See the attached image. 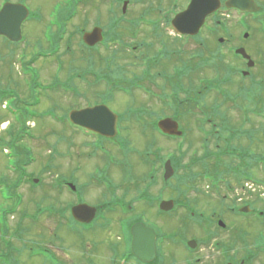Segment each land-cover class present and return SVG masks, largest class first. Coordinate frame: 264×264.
<instances>
[{
	"label": "flooded vegetation",
	"instance_id": "1",
	"mask_svg": "<svg viewBox=\"0 0 264 264\" xmlns=\"http://www.w3.org/2000/svg\"><path fill=\"white\" fill-rule=\"evenodd\" d=\"M27 1L0 0V10L5 4L27 7ZM67 1L54 2L55 20L53 8L46 20L42 15L37 18L39 9L35 10L36 17L30 18L29 14L20 24L18 43L0 36L3 48L21 45H30L29 50L38 48L31 55L22 52L16 55L13 68H5L8 76L0 79V101H21L18 94L23 86L21 78L37 77L34 64L53 58L49 52L53 49L54 28L62 31V42L67 25L78 15L76 8L86 10L90 1L96 7L90 31L99 30L102 41L92 48L85 45L83 35L89 31L80 23V42L87 50H111V68L116 65L112 71V82L116 84L111 86L112 95L119 92L132 96L142 90L152 101L150 105L139 106L121 101L122 110L114 113L104 101L75 109L107 107L115 117V134L111 137L73 124L69 113L75 110L63 115L62 158L67 170L43 185L41 177L27 173L20 167L22 164H17L16 170H24L23 177L15 175L8 193L3 194L7 204L2 210V242L7 240V232L23 229L29 232L30 228L20 226L19 222L13 226L14 230L10 229V223L17 219L16 210L23 206L25 219L32 222L33 229L44 221L45 226L54 228L52 237L61 241L58 251L51 246H33L25 251L28 256L45 255L41 264H264V224L255 229L256 234L249 240L246 230L238 226L247 219L264 222V207H258V202L248 196L243 199L249 192L248 186L262 190L258 196L264 197V182L255 176L264 167V157L257 149L264 145V132L256 131L254 123L249 122H264V0H76L72 18ZM97 2H102L107 17L102 18ZM194 3L195 17L192 21L184 19L187 25L181 27L182 23L175 19ZM64 12H68L66 20L59 17ZM29 23L44 27L40 42L32 44L24 40ZM189 23L195 26L189 27ZM45 46L47 49H43ZM1 52L3 62L7 57ZM122 54L129 56V60L131 55L142 58L140 78L133 73L127 78L129 65L123 70L120 67L124 63L117 65L114 56ZM182 56L188 58L184 64ZM14 69L16 77L11 71ZM200 70L208 78L195 81ZM169 71L171 76L167 75ZM169 90L171 97L165 94ZM165 101H174L177 106L173 118L181 136H168L157 128L158 120L167 117ZM204 101H208L206 106ZM229 107L237 110L239 119L229 117ZM232 121L240 126L235 128ZM134 123L141 126L137 132L140 136L148 133L152 137L151 145L141 154L134 150L128 154L132 148L128 138ZM245 126L250 127L248 131H243ZM253 138V145L246 149L247 141ZM166 143L175 144L168 162L184 172L174 184V197L168 198H164V192L177 177L173 178V171L169 180L164 179L166 161L161 151ZM134 153L138 156L132 161ZM49 167L46 169L53 170ZM184 169H190L187 177ZM35 179L37 183L33 182ZM188 179L204 184L210 192L221 186L228 193L235 190L239 198L232 203L234 206L222 210L199 209L197 196L190 199L183 192L190 187ZM157 185V193L151 194ZM94 187H98L99 194L93 191V199H89L88 191ZM38 188L60 196L61 204L52 203L50 196L44 195L33 201L31 211L27 209L23 202L29 191ZM164 202L170 203L168 210L161 209ZM175 215L185 219L184 226L172 224ZM64 235L72 241L63 240ZM19 248L4 246L0 252L6 261L3 264H18L22 254Z\"/></svg>",
	"mask_w": 264,
	"mask_h": 264
},
{
	"label": "rangeland",
	"instance_id": "2",
	"mask_svg": "<svg viewBox=\"0 0 264 264\" xmlns=\"http://www.w3.org/2000/svg\"><path fill=\"white\" fill-rule=\"evenodd\" d=\"M56 0H28L27 1V7L30 11L38 10L40 11V16L42 15V19H47L48 12L53 8V12L55 10L54 2ZM98 7H100L101 15L104 17L106 10L105 7L102 5V2H97ZM104 7V8H103ZM95 6L94 4L91 5V1L89 2L87 9L83 10L79 7L76 8L78 15L71 21L69 26L67 25L68 31L67 35L65 36V39L61 42L59 41L58 44V52L55 54V56L48 60H38L34 66L36 65L37 71V77L31 78L30 76L27 78V80L23 77L21 78L22 81V87L19 94V99L21 101H16L18 104L17 106L22 107V105L25 103H36V107L34 108L35 111L39 113H45L42 114V116H38V121L31 122L30 119H25L26 125L29 126L30 130L28 131L33 138H25L26 136H21L18 134L20 129L22 128L19 124V120L23 121V118H14L11 113L4 112L3 108L4 106L0 103V150L2 154L0 153V175L4 174L9 176V173H7L4 169L5 168H11L15 164L13 160H10L9 158H6L7 152L4 148H9L11 145V141L16 139L17 143V153L18 157L16 159H23L26 156H31L33 158V161L29 163L27 168L25 170L27 173H31L32 175L36 174L35 177H41L43 179V185L49 184L51 181V177H61L63 172H65L67 169L65 167L66 161L63 160L62 152L64 151V146L62 143V137L61 133L63 131V126L61 123L63 115H66L69 110H75L80 109L82 107L89 105H92L95 102L98 101H104L108 108L114 112H119L122 110L123 105L121 103L124 102V104H129V106H139V105H147L151 104L150 101L151 98L148 97L142 90L133 92V95H125L124 93L114 92L112 95V85L115 87L116 84L112 82V74L113 69L116 67V65H113V68H111V61H112V52L111 50H105L100 49L99 51L95 50H87L85 47L82 46L80 42V33L79 29L82 28L84 25V28H87L88 31L91 30L92 25L94 22V12H95ZM86 11V12H85ZM84 19V21H83ZM82 24V26H78V24ZM43 26L37 24V23H29L25 30H24V40L28 42H31L32 44H35L36 42H40L42 33H45L43 30ZM54 33L56 34V30L54 29ZM69 39V41H68ZM69 45V48L66 49V45ZM56 43V42H55ZM2 41L0 40V52L2 49V54L5 58L4 61H0V79L4 76L7 78L8 73L5 68L10 69V67L13 68V62L16 55L22 53L25 54H34L36 50L38 49H30L29 47H25L24 45L18 46L17 48H3ZM113 45L111 44V48ZM110 48V49H111ZM198 49V47H195ZM47 47L45 46V48ZM114 49V48H113ZM29 51V52H28ZM124 56V57H122ZM115 55V59H117L118 66L123 65L122 70L125 68L126 65H129L128 72L126 73L127 78H129L132 73L138 74L137 76L140 78L141 71H143V60L142 58H135L133 55H131V59L129 60V56H126L122 54ZM130 62H129V61ZM182 63L184 64L187 62L188 58L186 56H182L181 59ZM124 61V62H121ZM59 68V72H57V69ZM33 72L36 73V69L32 68ZM14 74V77L17 76L15 74V69L11 70ZM168 76H171L172 74L167 72ZM197 80L200 79H207L208 75L205 73L201 74V70L199 73H197ZM2 80V79H1ZM3 81V80H2ZM4 81L7 83V80L4 79ZM5 83V84H6ZM197 83V82H196ZM51 84L53 87L58 84L57 89L51 91V90H45L46 87H50ZM7 85V84H6ZM4 85V86H6ZM48 85V86H47ZM200 87V86H197ZM160 89V88H159ZM168 90V89H167ZM161 91V89H160ZM169 93V96L171 97V91H165V94ZM116 94V95H115ZM113 96V97H112ZM29 99H32L33 101H29ZM131 101H135L136 103H132ZM174 102V101H173ZM208 101H204V106H206V103ZM4 104V103H3ZM228 106V105H227ZM176 106H172L171 108H175ZM166 110V114L169 115L170 111H173L172 109L169 111ZM228 114L229 117L233 120L239 119V113L237 110H235L233 107H229ZM228 117V118H229ZM57 121L52 122L51 121ZM233 122L234 127L240 126L238 122ZM249 122L254 123V129L256 131H263L264 132V122L261 120H251ZM135 126L134 129H132V134H129V138L131 141L132 148H129V153L131 154L134 150V152L141 154L143 149H146V146L151 145L152 137L148 133H144V136H140L137 132H139V128H141L140 125H137L134 123ZM199 126H202L203 128H206L205 125L200 124ZM184 128V127H183ZM250 127L245 126L243 127V131H248ZM128 137V134L126 135V138ZM199 139V138H198ZM255 138L250 139V142L247 141L245 148L248 149L250 147L251 142H254ZM199 141V140H197ZM237 141V140H236ZM258 141V138H257ZM256 141V142H257ZM252 142V143H253ZM255 142V143H256ZM253 145V144H252ZM251 145V146H252ZM256 145V144H255ZM163 150L161 151L162 159L163 161L168 162V154L172 151H174L175 144L174 143H166L163 145ZM197 147V145H195ZM254 148V147H253ZM141 149V150H140ZM186 149V148H185ZM259 152L261 153V157H264V145L257 147ZM184 147L180 150L183 152ZM30 151V152H29ZM28 152L29 154H25ZM138 156L137 154H133L130 159L133 161L134 157ZM186 160V159H185ZM161 160V162H163ZM165 162V163H166ZM143 163V162H142ZM158 163L156 166L159 170V164L160 160H157ZM144 164V163H143ZM50 166V169L53 170H47L46 167ZM186 168V165L183 166ZM45 168V169H44ZM171 172L174 173L173 178L177 177L175 181H171L172 183L167 185V188L165 190V194L163 195L164 198H168L169 195L173 196L175 195V188L174 184L180 180L184 172L183 170H176V167L174 165H170ZM186 172V177L188 175V172H190L188 169H184ZM261 171H257L255 176L264 182V167H261ZM41 171V172H40ZM39 172L41 173L40 175ZM158 176L161 177L162 173L159 171ZM188 182V185L190 187H185L183 192L188 195V198H194L197 196V202L199 204V209H225L226 207L232 205L235 199L239 198L238 192L234 190L233 193H228L226 188L223 186L218 187L216 189L213 188L212 192L208 191L206 189V186L204 184H201L200 182H191L189 179L186 181ZM158 185L155 186L153 189H151V194H155L158 191ZM98 187H94V189H89L88 196L89 199H93V191L99 194ZM248 186L249 192L245 195L243 199L250 198V200H256L258 202L257 206L260 208L264 207V197L259 198V193H262L263 191L252 186ZM22 193V192H21ZM51 192L49 189L45 188H38L32 191H29L28 198L25 199L27 203V207L25 202L24 206L27 209H33V201L36 202L37 199H41L42 196L48 195L50 196V200H52V203H55L58 205L61 204V201L63 199H60V196H57L56 194H50ZM4 190L2 189V194L0 195V209H3V203H4ZM25 198L26 195L23 192L22 193ZM130 193L129 195H131ZM185 194V195H186ZM46 197V196H45ZM47 202V201H46ZM45 202V203H46ZM44 203V205H45ZM234 206V205H232ZM230 206V207H232ZM23 207V206H22ZM21 206L19 209L16 210L15 217L17 218L16 221L10 223V229L14 230L13 226L16 225L17 222H19L20 226L30 228L28 231H17V232H7L6 236H8L7 240H5V243L2 242L0 238V252H2V248L4 246L7 247H20L22 254L19 255V263L18 264H41L42 261L40 259L46 260L45 255H34L29 253L31 256H28V248L30 247H46L51 246L52 249L58 251L61 248V244L59 243L60 240L52 237L51 233L54 230V228H50L47 224L44 225V221H39L38 228L33 229L32 222L30 220L25 219L24 209ZM31 211V210H30ZM2 211L0 210V236L2 235L1 226L4 223L3 217H2ZM22 216V218H19ZM182 220H185L184 218H179L176 215L172 217V224L175 226H184L185 223H183ZM13 221V220H11ZM260 224H264V222H257L253 219H247L242 220L241 223H238V226L242 229H245L248 233V239H251L254 237L255 229L259 227H263ZM62 238V237H61ZM68 242H71L72 240L67 237V235H64V239ZM245 240V241H247ZM61 242V241H60ZM52 243V245L50 244ZM19 248V249H20ZM60 255L61 252L59 251ZM1 254V253H0ZM45 264V263H44Z\"/></svg>",
	"mask_w": 264,
	"mask_h": 264
},
{
	"label": "water",
	"instance_id": "3",
	"mask_svg": "<svg viewBox=\"0 0 264 264\" xmlns=\"http://www.w3.org/2000/svg\"><path fill=\"white\" fill-rule=\"evenodd\" d=\"M196 4H191V6L181 14L177 21H180L179 23L182 26L187 25L183 20L189 19L193 20L192 16L193 13L197 10ZM27 11L24 7L21 6H7L5 7V10L0 13V35L6 36L10 41H17L20 39V25L22 20L26 17ZM191 24V25H190ZM193 23H189V27H194ZM101 40L100 31L97 29H94L89 32L88 34H84L83 36V42L92 47L95 44L98 43V41ZM103 115L106 116L103 117ZM70 120L74 122L75 124H79L81 126L84 125L85 128L98 132L104 136L111 137L115 134L114 125H115V117L113 114H111L105 107L99 106L93 109H87L79 112H73V114H70ZM105 123H108L109 125H105ZM159 128L169 135H179L177 132V126L175 123L164 120L159 123ZM171 168L169 163L167 162L165 165V174L164 179L169 180V178L172 176ZM170 205L169 202L163 203L161 205L163 210H168V206ZM77 210V209H75ZM73 210V213L74 211ZM76 216V215H75ZM83 221L82 219H79Z\"/></svg>",
	"mask_w": 264,
	"mask_h": 264
},
{
	"label": "trees",
	"instance_id": "4",
	"mask_svg": "<svg viewBox=\"0 0 264 264\" xmlns=\"http://www.w3.org/2000/svg\"><path fill=\"white\" fill-rule=\"evenodd\" d=\"M22 115H24V118H27L28 115H32V114L24 112V113H22Z\"/></svg>",
	"mask_w": 264,
	"mask_h": 264
}]
</instances>
